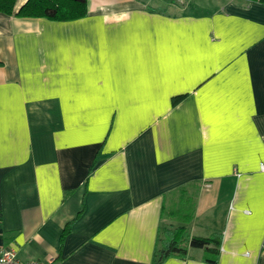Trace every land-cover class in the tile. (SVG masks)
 Instances as JSON below:
<instances>
[{
	"label": "crops",
	"instance_id": "0c3cea01",
	"mask_svg": "<svg viewBox=\"0 0 264 264\" xmlns=\"http://www.w3.org/2000/svg\"><path fill=\"white\" fill-rule=\"evenodd\" d=\"M178 2L0 13V247L21 261L153 264L185 227L264 264V5Z\"/></svg>",
	"mask_w": 264,
	"mask_h": 264
},
{
	"label": "trees",
	"instance_id": "16d2710c",
	"mask_svg": "<svg viewBox=\"0 0 264 264\" xmlns=\"http://www.w3.org/2000/svg\"><path fill=\"white\" fill-rule=\"evenodd\" d=\"M264 5V0H246ZM17 0H0V13L16 15L20 18H45L51 21H74L88 14V0H27L15 13ZM3 62L0 60V66ZM71 224L65 231H69ZM222 235L210 237L191 236L187 228L166 229L164 239H159L153 264H162L171 258L187 259L189 248L203 249L205 261L218 264Z\"/></svg>",
	"mask_w": 264,
	"mask_h": 264
},
{
	"label": "built area",
	"instance_id": "2783aa9c",
	"mask_svg": "<svg viewBox=\"0 0 264 264\" xmlns=\"http://www.w3.org/2000/svg\"><path fill=\"white\" fill-rule=\"evenodd\" d=\"M186 3L189 0H176ZM0 264H43L37 261L23 262L19 259L17 250L13 248L0 247Z\"/></svg>",
	"mask_w": 264,
	"mask_h": 264
},
{
	"label": "rangeland",
	"instance_id": "374dc122",
	"mask_svg": "<svg viewBox=\"0 0 264 264\" xmlns=\"http://www.w3.org/2000/svg\"><path fill=\"white\" fill-rule=\"evenodd\" d=\"M178 3H181L180 1ZM182 4V3H181ZM164 238V237H163Z\"/></svg>",
	"mask_w": 264,
	"mask_h": 264
}]
</instances>
